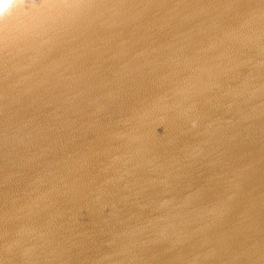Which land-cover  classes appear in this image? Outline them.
<instances>
[{
	"label": "water",
	"instance_id": "obj_1",
	"mask_svg": "<svg viewBox=\"0 0 264 264\" xmlns=\"http://www.w3.org/2000/svg\"><path fill=\"white\" fill-rule=\"evenodd\" d=\"M0 8V264H264V0Z\"/></svg>",
	"mask_w": 264,
	"mask_h": 264
},
{
	"label": "bare ground",
	"instance_id": "obj_2",
	"mask_svg": "<svg viewBox=\"0 0 264 264\" xmlns=\"http://www.w3.org/2000/svg\"><path fill=\"white\" fill-rule=\"evenodd\" d=\"M252 194L264 204V175L257 179V183Z\"/></svg>",
	"mask_w": 264,
	"mask_h": 264
},
{
	"label": "clouds",
	"instance_id": "obj_3",
	"mask_svg": "<svg viewBox=\"0 0 264 264\" xmlns=\"http://www.w3.org/2000/svg\"><path fill=\"white\" fill-rule=\"evenodd\" d=\"M0 2H3V0H0ZM20 2H21V3H25V0H20ZM2 13H3V9L0 8V14H2Z\"/></svg>",
	"mask_w": 264,
	"mask_h": 264
}]
</instances>
